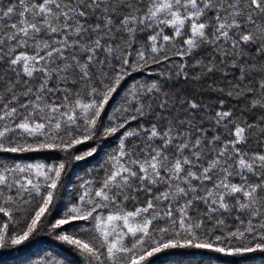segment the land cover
I'll use <instances>...</instances> for the list:
<instances>
[{
  "label": "snow or ice",
  "instance_id": "snow-or-ice-1",
  "mask_svg": "<svg viewBox=\"0 0 264 264\" xmlns=\"http://www.w3.org/2000/svg\"><path fill=\"white\" fill-rule=\"evenodd\" d=\"M113 136L49 226L83 264L264 255V0H0V250L39 232L66 170L4 154L82 161Z\"/></svg>",
  "mask_w": 264,
  "mask_h": 264
},
{
  "label": "trees",
  "instance_id": "trees-1",
  "mask_svg": "<svg viewBox=\"0 0 264 264\" xmlns=\"http://www.w3.org/2000/svg\"><path fill=\"white\" fill-rule=\"evenodd\" d=\"M139 76V74H135ZM125 83H129L131 81ZM123 87V86H122ZM119 134H117L118 136ZM117 136L109 137L106 140L90 141L78 146V152H84L91 147H97L95 156L82 161L66 160L65 154L58 151H40L21 154H4L6 163H44L47 165L59 162L66 163V170L63 176V187L56 200L55 207L51 210V215L47 217L46 223L34 234L29 241L15 248L0 250V264H83V258L67 244L55 239L49 227L55 220L62 218L67 208L72 205L78 195L79 185L82 179H90L98 172L105 154L111 152L118 143ZM6 220V218H4ZM23 219L14 223V227L19 231L23 226ZM83 222H73L65 225L57 232L73 233L80 230ZM147 264H264V255L249 254L247 256L229 257L220 253H213L196 249L169 250L149 258Z\"/></svg>",
  "mask_w": 264,
  "mask_h": 264
}]
</instances>
